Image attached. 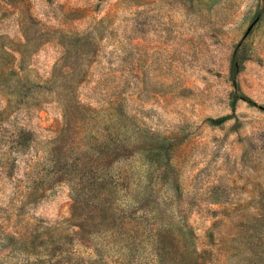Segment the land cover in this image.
Wrapping results in <instances>:
<instances>
[{
  "label": "rangeland",
  "instance_id": "374dc122",
  "mask_svg": "<svg viewBox=\"0 0 264 264\" xmlns=\"http://www.w3.org/2000/svg\"><path fill=\"white\" fill-rule=\"evenodd\" d=\"M235 53L252 101L213 125L234 113ZM73 90L87 112H73ZM110 104L151 143L174 138L168 169L148 145L151 182L155 198L190 204L199 249L264 264V0H0V222L19 240L0 238V264H73L70 220L98 223L119 198L145 197L126 180L106 194L111 164L135 172L127 158L142 152L109 154ZM17 129L35 133L30 148L9 145ZM94 247L86 264L119 256L118 240Z\"/></svg>",
  "mask_w": 264,
  "mask_h": 264
},
{
  "label": "trees",
  "instance_id": "16d2710c",
  "mask_svg": "<svg viewBox=\"0 0 264 264\" xmlns=\"http://www.w3.org/2000/svg\"><path fill=\"white\" fill-rule=\"evenodd\" d=\"M242 59L237 54L232 58L231 80L235 87L232 95V108L234 113L218 117H209L208 121L213 125H220L236 116L235 109L239 100L252 101L249 96L242 92L238 75ZM89 105L85 104L73 90V112H87ZM68 113L70 106H64ZM106 117L109 120L110 152L129 149L132 146L141 147V161L134 159V154L129 161H135L138 170L133 171L125 168L123 164H111L109 171V187L106 194L112 195L121 189V180H126L128 186H141L147 194L143 198H119L115 203L116 207L111 208V212L101 217L96 223L86 216H80L70 220L69 226L73 227V264H86L85 258L90 257V250H95V245L103 249L111 240L119 241V256L116 258L102 257L98 264H125L127 258H134L132 264H221V258L214 263V253L207 249H199L197 243L198 234L194 225L191 223V206L185 198H155L157 190L156 183L151 182L154 174V160H150L148 145L153 144L159 150V158L156 159L165 168L172 166L171 149L176 146L174 138L165 135L152 133L151 138L142 135L139 130L141 126L135 117H129V112L123 105L110 104L106 106ZM130 118L126 122V119ZM147 130V129H146ZM114 137V140L112 139ZM35 140V133L30 129H17L10 136L9 145L18 150L28 149ZM113 149V150H112ZM131 149V148H130ZM130 156V157H131ZM126 159V160H127ZM152 159V158H151ZM119 159L116 160L118 163ZM139 161V162H138ZM134 169V168H133ZM118 211L120 215H118ZM96 227L91 229L90 227ZM57 227V226H56ZM88 236V239L84 238ZM3 236V237H2ZM0 238L12 240L18 244L14 232H8L0 222ZM62 239H65L62 237ZM94 239L95 242H94ZM67 240H63L65 242ZM90 241H93L91 243ZM70 250L59 253L61 261H67L70 257ZM95 255L97 256L96 252ZM70 259V258H68ZM217 259V258H216ZM89 261V258H88ZM225 260L222 264H225ZM90 263L94 264L93 261ZM62 264V263H59Z\"/></svg>",
  "mask_w": 264,
  "mask_h": 264
}]
</instances>
